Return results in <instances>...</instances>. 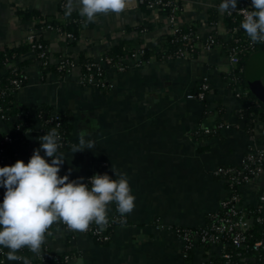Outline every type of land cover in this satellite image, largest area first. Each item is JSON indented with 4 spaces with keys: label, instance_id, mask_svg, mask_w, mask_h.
<instances>
[{
    "label": "crops",
    "instance_id": "obj_1",
    "mask_svg": "<svg viewBox=\"0 0 264 264\" xmlns=\"http://www.w3.org/2000/svg\"><path fill=\"white\" fill-rule=\"evenodd\" d=\"M176 1L181 3L178 25L193 28L201 42L191 56L165 60L150 56L149 63L130 64L125 72L105 67L112 85L108 90L82 85L77 70L64 76L42 75L33 63L24 70L26 81L14 94L21 112L49 106L70 124L68 147L60 150L65 162L59 176L107 173L114 179L113 167L127 175L136 198L126 224L114 230L107 244L76 231L47 233L44 244L56 255L70 253L68 264H183L185 247L178 231L203 226L217 210L227 191L215 170L239 167L261 127L255 121L246 131L239 117L240 98L229 85L233 67L227 51L232 40L223 22L225 13L218 10L221 0ZM65 4L66 0H0V50L25 42L39 17L64 21ZM78 8L77 2L72 14L79 15ZM211 9L216 11L214 21L209 19ZM17 10L37 16L21 22ZM144 23L159 24L144 44L153 41L155 45L158 37L169 33L166 15L144 11L138 0H128L123 13L99 15L84 27L72 47L51 31H44L41 38L53 64L56 55L84 54L99 60L118 42L134 38V29ZM210 36L216 37V45L203 49ZM125 62L129 64L128 59ZM204 83L209 89L203 101L187 99ZM10 122L0 118V135L12 138L15 160L26 165L45 133L35 120L24 140H19L12 129L16 118ZM83 129L89 132L85 139L95 141V148L72 153L71 145L78 144ZM7 251L3 248L4 264H22L8 261ZM192 254V264H202L214 250L198 247Z\"/></svg>",
    "mask_w": 264,
    "mask_h": 264
},
{
    "label": "clouds",
    "instance_id": "obj_2",
    "mask_svg": "<svg viewBox=\"0 0 264 264\" xmlns=\"http://www.w3.org/2000/svg\"><path fill=\"white\" fill-rule=\"evenodd\" d=\"M77 2L87 27L99 15L123 13L128 0H66L65 18L76 10ZM237 3L221 0L218 10L231 15L237 12ZM250 9L239 10L243 15L240 28L253 45L264 44V0H251ZM88 135L86 129L79 131L78 144L71 145L72 153L95 148V141L85 139ZM39 142L26 165L17 160L12 166L0 167V187L5 189L0 203V248L8 249V261L22 264L31 261L18 252L27 248L40 255L52 225L62 222L69 230L84 233L95 224L102 232L109 226L111 205L120 217L131 214L136 206L126 174L112 167L114 179L105 173L93 175L87 183L83 178L70 181L69 175H58L65 159L56 128L39 137Z\"/></svg>",
    "mask_w": 264,
    "mask_h": 264
},
{
    "label": "built area",
    "instance_id": "obj_3",
    "mask_svg": "<svg viewBox=\"0 0 264 264\" xmlns=\"http://www.w3.org/2000/svg\"><path fill=\"white\" fill-rule=\"evenodd\" d=\"M176 1V0H174ZM142 3V0H138V4ZM172 1L164 3L162 0H153L147 4V9L154 14L160 13L161 9L166 5H171ZM251 0H239L237 5V12H233L231 15L237 16L241 21L243 15L239 12L241 9H250ZM177 7H173L171 13L166 15V23L169 27V35L176 36L181 33V26L177 21ZM227 16H231L225 13ZM44 31H51L58 36L67 39L71 36L64 34L58 29H53L50 26L39 30L33 28L30 34L26 37L25 42L32 44V47L40 51L37 64L43 66L48 64V55L46 49L40 43H37L40 34ZM145 30H142L143 34ZM233 40V33L228 31ZM136 35V33H135ZM193 40L195 41L194 43ZM180 41L183 42L187 48L177 53L175 58L168 59H185L192 55V50L199 47L198 36L195 32L182 34ZM241 41V39H240ZM243 39L242 42H245ZM217 43L216 37L210 36L202 44V48L209 50ZM246 46L241 47H229L227 51L228 61L233 67L232 73L239 63L240 54L251 53L254 50V45L249 41L246 42ZM254 53V52H252ZM105 55V54H104ZM104 55L95 60L91 58V63L85 64L86 73H81V66L78 63L77 57L67 55L66 60L58 65V70L67 68L69 73L72 71H79L80 83L82 85H94L100 89H111L112 85L108 83L106 75L104 73L105 67L116 69L118 72H125L130 66L141 67L149 60H143L142 47L138 48L129 58V64L126 62L115 64L111 63V59L105 58ZM47 59V61H46ZM93 70V72H91ZM241 71V70H240ZM231 73L229 79V85L236 93L237 97H246L248 90H241L237 85L236 77ZM12 84L16 89L22 87L20 80H13ZM209 87L204 83L198 88L196 94L187 96V99H198L203 101L208 92ZM4 119L2 116L0 117ZM223 127V125H219ZM6 141H11V138H6ZM1 161L3 166H12L7 152L0 150ZM215 176L222 177L224 184L227 185V195L219 202L217 210L208 215L206 223L198 229L191 230L185 229L179 231L178 235L184 242L185 253L192 251L198 247L205 250L213 249L214 254L210 257L221 258L224 260L223 264H239L233 261V255L238 258L245 257L242 264H264V146H258L255 140V136H252V141L247 145L246 151L239 167H219L214 172ZM91 178V177H89ZM88 178V179H89ZM236 188V189H235ZM117 221L123 222L124 217H117ZM255 226H263L259 230L253 229ZM65 231L72 233L74 231L69 230L66 225L63 226ZM84 234L92 236H99L100 231L96 228H89ZM109 237H103V240H108ZM49 248L43 244L40 255H36L28 251L30 256L35 259H41ZM231 250V252H228ZM19 253H22L21 251ZM23 254V253H22ZM64 255L65 261H70L67 254ZM185 255V254H184ZM24 256V254H23ZM60 256V255H59ZM207 258L205 261H207ZM4 252L3 248H0V264H4ZM205 261L202 263L204 264ZM31 264H38L31 261Z\"/></svg>",
    "mask_w": 264,
    "mask_h": 264
},
{
    "label": "trees",
    "instance_id": "obj_4",
    "mask_svg": "<svg viewBox=\"0 0 264 264\" xmlns=\"http://www.w3.org/2000/svg\"><path fill=\"white\" fill-rule=\"evenodd\" d=\"M153 0H142V3H139V8L144 11H150L147 9V4L152 2ZM166 3L169 0H162ZM172 1L171 5H166L160 11L162 15H169L173 7H177L180 12L181 10V3L178 1ZM239 3V0H238ZM237 3V5H238ZM64 11L61 10V14L64 16ZM16 16L21 22H27L32 18H36L37 14L35 13H28L27 11L17 10ZM216 17V11L211 9L209 11V19L214 21ZM224 25L226 29L233 33V40L231 41V47H241L247 45V41H249L248 37L246 36L243 29L240 28L241 20L235 16H227L224 15L223 18ZM50 26L53 29H58L60 32L64 34H69L71 37L64 40V44L67 47H72L76 44L82 29L84 28V20L80 15L72 14L70 17L65 18L64 21H58L52 17H39L34 24V29L41 30L46 27ZM159 24H149L144 23L138 25L134 32L136 35L134 38L125 39L111 48H109L106 52L104 57L111 59V63L113 65L124 63L126 59H128L138 48L142 47L143 52V60H148L150 56H155L158 60H165L168 58H175L177 53L180 51L185 50L186 45L180 41V36L186 33L194 32V29L191 27H181V33L176 36H172L169 34H163L162 36L158 37L155 40V45L153 48H147L144 44V38L153 31L154 28L158 27ZM145 30L142 34L141 31ZM40 37L37 43H40L47 52V45L45 41ZM241 39V41H240ZM243 39H246L245 42H242ZM195 41L193 40L192 43ZM197 49L192 50V54L196 53ZM252 52H264V44H255L254 50ZM244 53L240 54L239 56V63L235 67L233 71V75L237 79L236 85L241 90H248L246 86V82L244 79V65L249 58V56L253 53ZM40 51L36 48L32 47V44H28L26 42L19 43L12 47H5L4 49L0 50V117L2 116L4 119L3 121L6 122L8 125L11 123L10 120L12 118H16L15 124L12 126L13 132L15 136L19 140H24V134L26 131L30 130L33 126L35 120H37L40 125L42 131L47 134L52 128H56L58 133L61 137V144L62 148L60 150H64L68 147L69 140H70V133H71V126L68 123L67 119L64 117H60L55 111L49 106H41L35 110H27L26 112H21L15 103L14 94L18 90L12 84L13 80H20L22 85L25 83V74L24 70L32 65L33 63H37L36 61H40L38 59ZM48 55V52H47ZM50 56L48 55V64L43 66V61L41 64H38L39 70L41 71L42 75H46L49 72H54L59 76H64L69 74L67 68L62 69L61 71L58 70V65L66 60L65 55H56L57 62L55 64L51 63ZM78 63L81 66V73H86L85 71V64L91 63V58L85 56L84 54H80L77 56ZM47 61V59H46ZM241 70V71H240ZM93 72V70H91ZM105 73V71H104ZM262 84L264 85V77L262 78ZM198 92V89L196 93ZM195 93V94H196ZM242 109L239 112V117L242 118L245 122V130L249 131L255 125V121L258 122L261 127L255 137L258 146H264V105L259 102L250 91H248V95L246 97H240L239 99ZM6 138H11L9 135L2 134L0 135V150H4L7 152V157L9 158L11 164L13 165L16 160L13 154V140L6 141ZM0 155V161H1ZM0 167H4L2 163H0ZM228 167V166H224ZM69 175V180H76L81 177H74L71 174H64ZM62 175V176H64ZM61 176V177H62ZM218 177V176H217ZM89 177L83 178V182L87 183ZM219 179L223 180L222 177H218ZM225 188L227 189V185L225 184ZM236 189V188H235ZM4 192L5 189L0 187V203L3 202L4 199ZM112 210L108 213L109 216V226L104 230L100 231L99 236H92L91 238L98 244H107L111 239V235L113 234L114 230L120 226L126 224V217H124L123 222H119L116 220L119 217V214L116 211L115 205H111ZM64 224L62 222H58L51 226L49 229V233H53L58 229H62ZM91 228H96L95 224L90 226ZM263 226H255V231L259 230ZM200 227L193 228L191 230L198 229ZM185 229H180L182 231ZM178 231V233H179ZM47 235V233H46ZM71 235H68L70 238ZM109 237L108 240H103V237ZM24 254V257L28 258L30 261H33L38 264H68V261H65L64 255H56L52 250L48 249L45 251L43 257L41 259H35L30 256L28 253L27 248L21 251ZM231 252V250H228ZM69 260L71 259V254L67 253ZM183 264H192L193 254L192 251H187L185 253ZM238 258L237 256L233 255V261L238 262L239 264L243 263V259ZM224 260L221 258L210 257L204 264H223Z\"/></svg>",
    "mask_w": 264,
    "mask_h": 264
},
{
    "label": "water",
    "instance_id": "obj_5",
    "mask_svg": "<svg viewBox=\"0 0 264 264\" xmlns=\"http://www.w3.org/2000/svg\"><path fill=\"white\" fill-rule=\"evenodd\" d=\"M154 45L153 41L146 43L147 48ZM244 79L248 90L264 105V52H255L249 56L244 66Z\"/></svg>",
    "mask_w": 264,
    "mask_h": 264
}]
</instances>
